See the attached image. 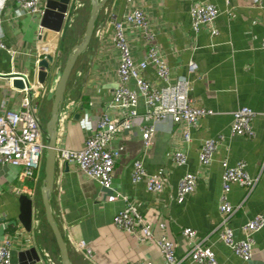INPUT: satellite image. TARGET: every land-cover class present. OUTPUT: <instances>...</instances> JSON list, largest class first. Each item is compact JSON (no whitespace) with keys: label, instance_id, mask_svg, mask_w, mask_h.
Instances as JSON below:
<instances>
[{"label":"crops","instance_id":"obj_1","mask_svg":"<svg viewBox=\"0 0 264 264\" xmlns=\"http://www.w3.org/2000/svg\"><path fill=\"white\" fill-rule=\"evenodd\" d=\"M48 1H40L43 10ZM78 2L84 6L76 12L73 25L68 26L65 19L62 31L54 33L41 27L42 15L32 18L20 11L15 0H0V38L6 47V50L0 49V115L6 109L17 110L22 96L18 89H12V80L3 76L23 74L31 84L37 85L38 62L47 54H53L54 62L43 89L40 91L37 85L39 89L33 95L38 117L45 126L55 83L63 67L62 56L69 43L77 41L82 32L88 0ZM136 2L152 25L156 43L170 69L171 81L188 78L192 84L190 97L195 105L212 111V114L201 117L196 127L190 128L189 142L178 137L187 129L186 125L174 124L169 119L156 126L148 148L142 145L138 128L118 134L113 146L123 145L124 151L115 163L109 190L101 188L76 164L60 165L56 161L50 203L68 246L71 264H164L156 245L141 244L114 226L115 216L125 205L119 198L112 202L108 200L116 195H124L135 203L154 234L161 232L175 244L180 264H198L184 259L189 244L181 236L183 228L195 230L197 242L204 239L202 243L211 246L218 264H264V228L254 235L250 261L237 257L218 237L222 161H227L230 166L244 161L249 176L256 181L247 196V190L238 185H232L228 194L233 206L241 204L229 223L237 239L242 238L238 230L241 225L259 213L264 214V50L260 47L264 37V0L258 6L253 5L252 0ZM196 2L210 3L219 9L220 14L213 25L216 35L213 36L206 26L193 32L189 9ZM73 3L71 0L68 13ZM124 7L125 0L106 1L96 21L91 43L75 64L58 120L57 150H81L102 114L112 118L118 115L116 109L109 107L118 83V52L110 42L112 28L109 21L120 19ZM66 37L69 41L63 45ZM130 42L134 57L143 59L146 48L140 33L131 34ZM190 61L198 67L194 74H188ZM154 75L152 67L143 73L145 79L160 87L162 83L157 82ZM129 87L135 89V83L130 81ZM240 107H248L257 113L251 123L253 138L230 132L233 113ZM137 111L145 113L142 99ZM219 137L222 140L211 163L207 167L200 166L199 152L203 142ZM175 149L186 155L184 166H177L172 161L171 154ZM136 160L142 161L150 175L165 179L161 194L149 193L144 183H132ZM21 171V167L0 165V243L5 239L12 241V264L22 263L21 255L32 248L40 257V264H60L54 237L40 205L42 173L33 181L21 178ZM187 172L196 175L197 185L195 191L178 204V183ZM21 196L33 202L29 231L19 221ZM157 224H163V227L158 229ZM78 241H85L90 247L91 262L74 249L72 244Z\"/></svg>","mask_w":264,"mask_h":264},{"label":"built area","instance_id":"obj_2","mask_svg":"<svg viewBox=\"0 0 264 264\" xmlns=\"http://www.w3.org/2000/svg\"><path fill=\"white\" fill-rule=\"evenodd\" d=\"M40 1L15 0V3L20 11L35 18L44 13ZM73 2L71 11L65 15L68 26L73 25L77 16L76 12L84 6L78 0H73ZM252 4L258 6L261 0H252ZM219 14V9L213 4L193 3L189 9L193 32L197 33L201 26H206L210 28L213 36L216 35L217 30L213 25ZM229 14L233 16V13ZM109 24L112 28L110 42L118 52L116 69L118 83L113 90L109 107L116 109L118 115L112 118L105 113L102 114L96 129L90 132L81 150L61 148L57 150L56 156V161L60 165L76 164L81 172L106 190L112 187L115 163L124 151L123 145L113 146V141L118 134L138 128L142 145L148 148L155 135L156 126L169 119L174 124L184 123L186 125L187 129L181 131L178 137L183 142H189L190 128L196 127L201 117L212 114V111L195 105V101L190 97L192 84L188 78L179 77L171 81L170 69L156 43L152 25L136 0H125L121 18L110 20ZM39 29L42 28L39 27ZM135 33H140L146 48L144 58L141 60L134 57L130 42V35ZM102 35L100 31L99 36L102 37ZM260 47L264 50V37L260 41ZM0 49L6 50L1 38ZM148 67L154 69L156 81L162 83L160 87L144 78L143 73ZM187 69L188 74H194L198 67L194 61H190ZM130 81L135 83V89L129 87ZM37 85L40 86L41 91L43 85L38 83ZM37 85L30 83L28 88L17 90L22 95L19 108L15 111L6 109L0 115V165L21 167V178L33 181L37 180L39 171L43 167L45 150L44 126L40 122L33 99L34 93L36 94L39 89ZM12 89L16 91V88L12 87ZM140 99L143 100L145 107L143 114L137 111ZM256 115L257 113L248 107L237 109L233 113L231 134L253 138L254 131L251 123ZM221 140L222 137H219L203 142L199 152L200 166L207 167L211 163ZM171 158L177 166L186 164V155L179 149L172 151ZM221 168L222 191L218 205L220 216L218 237L237 257L250 261L254 235L264 228V214L259 213L241 225L238 230L242 238L237 239L235 230L230 227L229 223L234 211L241 207V204L237 207L233 206L228 200V194L232 185H238L247 190V196L256 181L249 176L244 161H239L234 166H230L227 161H222ZM131 181L133 184L144 183L147 191L154 195L161 194L165 187V179L161 176L150 175L140 160L133 163ZM196 185V175L185 173L178 183L176 202L183 203L185 197L195 191ZM117 198L121 199L125 205L115 216L114 226L123 233L135 237L141 244L156 245L164 264H180L181 260L176 256L175 244L161 232L155 235L152 226L145 223L135 203L126 196H110L108 200L112 202ZM157 225L158 229L163 227V224ZM181 236L189 244L184 259H191L192 262L198 264H218L211 246L204 245L202 243L204 239L197 242L198 237L195 230L183 228ZM12 244L10 239H5L0 243V264H12ZM72 245L85 260L91 262L92 251L85 241H78Z\"/></svg>","mask_w":264,"mask_h":264},{"label":"water","instance_id":"obj_3","mask_svg":"<svg viewBox=\"0 0 264 264\" xmlns=\"http://www.w3.org/2000/svg\"><path fill=\"white\" fill-rule=\"evenodd\" d=\"M106 1L107 0H89L90 11L85 25L84 34L80 42L71 49L65 59L52 93L49 119L44 126L45 150L43 158V179L39 189V194L45 221L51 230L59 253L60 264H71V261L68 246L54 218L50 203L56 168L58 120L70 76L78 58L87 50L91 43L96 21L100 11L106 4ZM70 2L71 0H49L46 3L44 13L41 17V27L54 33H60L63 29L65 15L68 12ZM53 62V54H47L38 62L36 81L39 85H43L45 83L48 74L51 72ZM3 77L12 80V87L18 90H23L24 87L28 88L30 85L29 79L23 74L13 73ZM19 202V221L22 223L23 227L29 231L33 217V202L26 196H21L19 198ZM21 259L22 263L20 264H40L41 260L34 248L25 251V253L21 255Z\"/></svg>","mask_w":264,"mask_h":264},{"label":"rangeland","instance_id":"obj_4","mask_svg":"<svg viewBox=\"0 0 264 264\" xmlns=\"http://www.w3.org/2000/svg\"><path fill=\"white\" fill-rule=\"evenodd\" d=\"M89 11H90V3H89V0H88L87 9H86V12H85V15H84V19H83L82 32H80V38L77 41H75V42L73 41V42L69 43L70 45L67 47L65 54L62 56L63 64L65 62V59H66L67 55L70 53L71 49L74 47V45H77L80 42V40H81V38H82V36L84 34V29H85V25H86V22H87V19H88V16H89ZM40 173H42V176H43V167L40 169L39 174Z\"/></svg>","mask_w":264,"mask_h":264},{"label":"trees","instance_id":"obj_5","mask_svg":"<svg viewBox=\"0 0 264 264\" xmlns=\"http://www.w3.org/2000/svg\"><path fill=\"white\" fill-rule=\"evenodd\" d=\"M88 3V2H87ZM87 3H86V6H87ZM68 41H69V37H66V39H65V41L63 42V45L66 43H68ZM39 195V194H38ZM40 205H41V208H42V204H41V201H40ZM42 210H43V208H42Z\"/></svg>","mask_w":264,"mask_h":264}]
</instances>
